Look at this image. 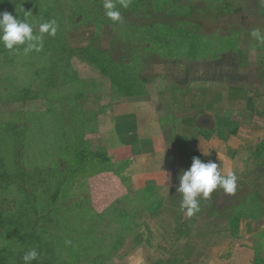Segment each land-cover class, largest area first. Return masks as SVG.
Segmentation results:
<instances>
[{
	"label": "rangeland",
	"instance_id": "1",
	"mask_svg": "<svg viewBox=\"0 0 264 264\" xmlns=\"http://www.w3.org/2000/svg\"><path fill=\"white\" fill-rule=\"evenodd\" d=\"M242 2L148 0L152 12L164 9L165 17L160 18L151 12L143 16L141 1L131 0L121 16L122 21L142 26L153 23L155 29L134 25L125 29L120 27V22L98 15L104 0H0V13L6 11L21 19L27 17L34 34H39L41 23L56 21L55 37L43 34V46L48 39L60 36L67 43L64 56L57 64L35 50L25 55L26 45L10 52L0 43V249L8 264H24L23 256L31 249L40 254L39 264L151 262L136 263L134 259L139 251L134 245V212L137 206L142 207V199L134 197L133 185L128 181L133 170L131 158H126L127 151H116L119 146L114 143V134L122 128L117 116L134 102L148 103L151 108L167 112L172 108L180 112L187 110L188 106L180 100L185 94L173 87L177 82L184 85L185 79L178 80L175 75L184 73L186 60L206 57L189 56L188 42L195 41L193 37L198 39L195 42L199 52L210 49L208 59L195 62L200 64L196 65L200 69L226 64L239 79L242 75L264 77L254 68L264 64V44L249 35L251 24L244 25L240 16L242 11H250ZM74 4L82 8L73 7ZM51 7L55 13L45 15ZM139 7L143 9L138 10ZM168 10L173 16L166 15ZM92 12L101 20L86 21L85 15ZM70 14L78 16L76 22L71 21ZM81 18L83 21L77 23ZM162 21L170 23L169 31L164 32L168 44L151 38L149 41L151 36L146 37L145 33L151 30L153 34L157 28L160 32L163 26L158 24ZM116 25L121 31L116 30ZM221 33L229 36H220ZM250 45L257 46V51H252ZM81 48L106 50L127 67L125 71L130 79L137 78L141 83L134 88L133 80H123L120 82L123 88L120 87L101 68L89 62L85 54L76 52ZM216 51L221 54H212ZM49 65L53 68L47 70ZM66 65L78 75L68 73ZM160 69L166 70L164 81L156 78ZM199 76L198 80H202L206 75ZM129 83L139 95L117 94L120 89L127 92ZM143 84L150 89L147 96L142 92ZM229 84L236 90L244 88L236 81ZM201 85L210 86V83L203 80ZM106 155L111 158L109 162L103 161ZM261 166L264 171V158ZM257 182L264 185V173L256 174L254 180L237 182L234 193L237 206L231 215L239 212L237 207L251 195L250 189ZM217 194L214 205L207 206L203 230L209 229L208 222L219 229L227 225L224 223L228 222V213L220 206L227 201V194L224 190L221 196ZM212 207L216 208L214 214L210 213ZM257 236L249 233L247 241ZM244 238L246 235H239L237 240H232V245L235 247ZM261 243L264 253V237ZM242 246L234 250L237 259L233 264H253L255 251ZM142 248L145 246L140 251ZM154 248L151 247L150 253ZM34 261L31 264H37Z\"/></svg>",
	"mask_w": 264,
	"mask_h": 264
},
{
	"label": "crops",
	"instance_id": "2",
	"mask_svg": "<svg viewBox=\"0 0 264 264\" xmlns=\"http://www.w3.org/2000/svg\"><path fill=\"white\" fill-rule=\"evenodd\" d=\"M242 1L243 7L247 5L250 11L241 12L244 25L250 23L251 29L264 28V0ZM235 11L238 12L237 9ZM223 33L220 36H229ZM256 47L251 46L250 49L255 52ZM203 59L208 57L195 61L188 59L187 64L184 61V73L175 75L178 80L185 79L184 85L177 82L178 85L173 87L178 93L185 94L180 99L188 106L184 112L174 108L167 112L151 108L148 103L134 102L117 116L122 128L121 132L114 134V143L119 146L116 151H127L126 158H131L133 170L128 181L130 186L133 185L134 197L142 199V207L137 206L134 212V245L139 249L134 254L136 263L150 260L147 263L233 264L237 259L233 252L243 244V248L246 246V249L255 251L253 264H264L261 251L264 185L258 182L252 185L251 195L242 200L235 215H231L237 206L234 194H227V201L220 206L229 217L224 223H227L226 227L220 229L208 222L209 229L203 230L208 203L202 194L198 197L200 211L191 217L187 216L186 209L180 207L182 194L176 191L178 176L190 168L193 149L208 161L218 163L223 175L234 171L237 182L251 181L256 179V174L264 173L261 169L264 158V77L242 75L239 79L237 73L232 72L233 68L226 64L200 69L196 66L200 64L195 62ZM254 68L258 75L260 72L264 74V64ZM198 70L199 74L206 75L200 78L202 80H198ZM157 73V80L164 81L166 70L160 69ZM221 75L224 77L220 78ZM203 80L210 86L200 87ZM228 80L236 81L239 87L244 88L236 90L229 86ZM149 92L146 86L144 95ZM215 191L220 196L223 193L219 186ZM249 233L258 236L249 242ZM243 234L246 239L235 243V249L232 240ZM151 247H155L152 253Z\"/></svg>",
	"mask_w": 264,
	"mask_h": 264
},
{
	"label": "clouds",
	"instance_id": "3",
	"mask_svg": "<svg viewBox=\"0 0 264 264\" xmlns=\"http://www.w3.org/2000/svg\"><path fill=\"white\" fill-rule=\"evenodd\" d=\"M120 7L127 9L131 0H118ZM105 15L113 22H121V12L117 9L115 0H104ZM58 25L55 20L41 23L39 34H34L33 25L27 17L23 19L14 17L8 12L0 13V43L10 52L18 50V46L26 45L23 49L25 55L35 50L43 49V34L55 37ZM251 36L260 44H264V31L260 28L251 30ZM179 186L176 191L182 194L181 209H186L187 216L191 217L200 211L198 197L207 199L219 186L226 194H234L237 189V175L228 171L223 175L216 162H204L199 157H193L190 168L182 171L178 176ZM39 253L36 249L25 252L24 264H31L37 260Z\"/></svg>",
	"mask_w": 264,
	"mask_h": 264
},
{
	"label": "trees",
	"instance_id": "4",
	"mask_svg": "<svg viewBox=\"0 0 264 264\" xmlns=\"http://www.w3.org/2000/svg\"><path fill=\"white\" fill-rule=\"evenodd\" d=\"M141 1V6H144V9L139 7L138 10L140 9H143V12H141L144 15H147L148 13L151 12V14H154V16H158L160 18H164V9L160 12H156L154 9V11L156 12H152V9L149 8V4H148V0H140ZM116 2V6H117V9L121 12V16L122 14L125 13L126 9L125 8H122L120 7L119 5V2L118 0H115ZM79 4V3H78ZM78 4H74L73 7H78L79 9L82 8V6L78 5ZM29 7V5H27ZM168 7H171V5H168ZM77 8V9H78ZM101 8V11L98 12V15H105V14H102L103 11L102 9H104V7L101 5L100 6ZM171 9V8H169ZM105 10V9H104ZM129 11L131 12H137L136 9H130ZM169 11V10H168ZM148 12V13H147ZM55 13V10L53 7H51V9H48L46 12H44L45 15H51V14H54ZM172 15V11H169L168 13H166V15ZM106 16V15H105ZM175 16V15H174ZM69 18L71 19V21H75L76 22V18H78V16H74L72 14L69 15ZM85 18H86V21H89L91 22L92 20H96V21H100L101 19H97L99 17H96V15H94V12H92L91 15L89 16H86L85 15ZM62 20V18L60 19ZM83 21V18L79 19L77 21L78 22H82ZM174 22L176 23L177 20H174ZM173 22V23H174ZM138 27V28H141V27H146V28H150V29H155V24L151 23L148 25V23H146V25L142 26L140 24H135L133 23L132 21H128V23H125V21H122L120 22V27L121 28H128L129 29V26L130 27ZM159 26H163V29L159 32L158 31V28L156 29V32L154 33L153 31V34L150 32V31H147L145 34H146V37L148 34H150L151 37H149V41H150V38L151 40H158L160 41L159 43L163 44V43H166L168 44V41H165V38H166V34L164 33L165 31H169V27H170V23L168 22H161L158 24ZM116 30L118 31H121L120 28L116 25ZM163 34V35H161ZM190 37H193V36H190ZM193 39L198 40L197 38L193 37ZM195 41H189L188 44H189V56L190 57H197L198 55L200 56H206L208 57L207 55L210 54V49H202L200 52L198 51L199 50V45H198V42H195ZM53 43V44H52ZM66 41L63 39L62 36H60L59 39H48L46 42H45V46H43V49L41 51H39V55L44 57V58H47V59H52L53 61H51L52 64L56 63L59 61V58L63 55L64 56V48H65V45H66ZM24 47V45H21ZM21 46H18L21 47ZM77 53H81V54H85L86 55V58L88 59L89 62H91L94 66L96 65L97 67L101 68V71L103 74L105 75H109L112 79V82H116V83H119L120 87L123 88V86L120 84V82H122L123 80L124 81H127V82H132L133 79H130L129 78V73L125 71V66H122V63L120 62H117L112 56H110V54L104 50V49H101V48H98V49H95V48H81V49H78L76 50ZM217 52V51H216ZM216 52L215 53H212V54H215L216 55ZM72 53H75V51L73 50ZM209 53V54H208ZM195 54H198L197 56ZM205 54V55H203ZM211 55V54H210ZM10 56V55H9ZM204 57V58H206ZM199 58V57H198ZM51 68V65L47 66V70H50ZM65 69H67L68 73H71V75H78L77 71L75 69H73L72 67H69V65H66ZM134 88H135V85L137 84V86L141 83L137 78H134ZM128 86H130L128 89L127 92L123 91V89H120V91L117 93V94H134L135 95H139V91L138 90H133L131 87L132 86V83H129ZM119 90V88L117 89ZM132 90V91H130ZM130 91V93H129ZM142 92H145L146 93V86L145 84H143V91ZM83 94V92L81 93ZM193 157H199L201 160H203L204 162H208V160L197 150H194L192 152V159ZM104 160L103 161H106V162H109L110 161V157L108 155L104 156L103 158ZM87 167H93L92 165L90 164H87L86 165ZM218 191H213L211 194H210V197L207 198V199H204L207 203H208V207L209 205L212 206L214 205L213 204V198L215 197V194H217ZM218 195V194H217ZM56 196L53 197V199L55 198ZM216 209V208H215ZM213 207L211 208V214H214L215 213V210ZM234 210H232L233 212ZM217 213V212H216ZM41 262V261H40ZM34 263H37L39 264V261L38 259L36 261H34ZM0 264H8L7 262V258H6V255L5 253L3 252L2 249H0ZM41 264H46V263H42Z\"/></svg>",
	"mask_w": 264,
	"mask_h": 264
}]
</instances>
